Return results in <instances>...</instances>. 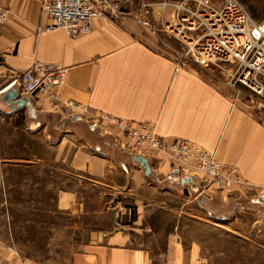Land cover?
<instances>
[{
	"label": "crops",
	"instance_id": "0c3cea01",
	"mask_svg": "<svg viewBox=\"0 0 264 264\" xmlns=\"http://www.w3.org/2000/svg\"><path fill=\"white\" fill-rule=\"evenodd\" d=\"M182 1L121 0L120 19L97 18L90 34L71 37L65 28L38 33L51 22L43 0H0L10 12L0 25V89L35 60L68 68L55 102L19 93L27 104L2 110L0 264H189L201 241L188 240L187 228L243 212L264 224V199L244 187L205 191L201 175L187 176L165 154L147 157V171L118 148L116 126L91 125L107 115L147 124L264 183V107L180 62L160 34ZM145 4L154 27L137 20ZM67 100L82 105L77 115L63 112ZM37 245L51 246L49 256L29 253Z\"/></svg>",
	"mask_w": 264,
	"mask_h": 264
},
{
	"label": "built area",
	"instance_id": "2783aa9c",
	"mask_svg": "<svg viewBox=\"0 0 264 264\" xmlns=\"http://www.w3.org/2000/svg\"><path fill=\"white\" fill-rule=\"evenodd\" d=\"M174 6V19L162 30L182 44L179 61L205 67L234 63L236 70L230 85L247 88L264 107V19L254 20L239 0H183ZM149 10L145 5L137 20L146 27H154L147 18ZM42 13L51 22L39 27V34L65 28L71 37H76L90 34L97 18L120 19L121 0H43ZM9 14L0 2V25L8 21ZM67 74L66 67L35 60L12 83L0 89V95L16 86L22 95L55 102ZM81 107L80 103L67 100L62 109L67 116H72L77 115ZM5 119L6 114L0 109V130ZM109 124L120 131L117 142L123 149L146 157H151L154 152L165 153L182 168L199 173L206 180L207 188L225 189L231 182L242 181L236 165H223L214 154L193 140L176 138L168 141L147 124H135L111 115L92 118L93 128L100 131H105V125ZM262 188L264 190V183ZM190 264L209 263L205 257H199Z\"/></svg>",
	"mask_w": 264,
	"mask_h": 264
},
{
	"label": "rangeland",
	"instance_id": "374dc122",
	"mask_svg": "<svg viewBox=\"0 0 264 264\" xmlns=\"http://www.w3.org/2000/svg\"><path fill=\"white\" fill-rule=\"evenodd\" d=\"M239 1L247 8L249 14L254 20L260 21L264 19V0H239ZM144 6L142 10L137 14V17L139 16V14L141 15L143 13ZM190 6L194 7L192 3L190 4ZM149 11L150 12L147 15L148 19L151 14V10ZM160 34L170 44V46L177 48L178 50L177 58L179 59L180 54L183 51V47L180 44V42L177 39L170 37L169 34H167L166 32H160ZM199 68L202 69L204 73H206L207 77L212 78L213 81L219 87L223 88L227 92L236 95L237 91L239 92L242 91L241 94L252 96V94L247 88L241 85H237V87H232L230 85V80L232 78L233 72L236 70L234 63L222 62L218 64H210L208 67L199 66ZM91 125H92V121H91ZM99 132L102 133V131ZM117 146L119 149L128 151L127 149H123L118 144V142H117ZM202 148L205 149L204 147ZM158 154L164 155L165 153L154 152L152 156L155 155L157 156ZM164 156H166V159L170 160L177 169L187 174V176L193 174L192 170H189L188 168L187 169L185 168L186 169L185 170L179 164L175 163L171 158H169L167 154H165ZM220 162L223 165H225L221 160ZM238 170L242 181L231 182V184L228 185V187L230 186H236L237 188L244 187L246 194H248V196L250 197L252 196V198L255 200L264 197V190L262 188L263 183L262 184L251 183L250 180L243 175L239 167ZM204 185L205 186L203 187V190L208 191L206 189H210V188H207L206 186L207 182H205ZM211 189L224 190V189H217L216 187H211ZM196 214L197 215L199 214L198 211H196ZM255 218H256L255 212H253L252 214H246L243 212L240 213V218L233 223L227 221L222 222V220L218 219L212 221V225H211L212 227L206 226L204 222H202L201 226L198 225L196 226L197 227L196 230L191 229V231H189V229L187 228L186 232L188 234L187 235L188 240L192 241L194 238L197 237L196 239L201 241V245H200L201 253L197 256V259L199 257H205L208 260L209 264H264V224H260L258 226L255 225L254 224ZM194 232L196 233L195 236H194ZM42 238H48V235L42 236L41 239ZM27 248L29 249V253L36 252L42 256H49V251L51 246L37 245V246H27ZM65 249H66L65 247H57L55 250L64 251ZM197 259L194 260L196 261ZM58 264H62V263L59 262Z\"/></svg>",
	"mask_w": 264,
	"mask_h": 264
},
{
	"label": "water",
	"instance_id": "95a60500",
	"mask_svg": "<svg viewBox=\"0 0 264 264\" xmlns=\"http://www.w3.org/2000/svg\"><path fill=\"white\" fill-rule=\"evenodd\" d=\"M27 104L26 98L19 97V91L16 88H12L7 90L1 97H0V109L4 111H10L15 109L16 107H22ZM135 158L140 161L144 168L148 171L149 163L148 158L143 155L135 154ZM264 199V197H262Z\"/></svg>",
	"mask_w": 264,
	"mask_h": 264
},
{
	"label": "bare ground",
	"instance_id": "6f19581e",
	"mask_svg": "<svg viewBox=\"0 0 264 264\" xmlns=\"http://www.w3.org/2000/svg\"><path fill=\"white\" fill-rule=\"evenodd\" d=\"M175 4H177V3H175ZM173 6H174V4H173ZM175 7V6H174ZM181 44V43H180ZM182 45V44H181ZM234 73V72H233ZM68 75V74H67ZM67 80V79H66ZM65 84V83H64ZM62 88V87H61ZM187 169V168H186ZM185 169V170H186ZM194 174H199V173H196V172H194V171H192ZM200 175V174H199Z\"/></svg>",
	"mask_w": 264,
	"mask_h": 264
},
{
	"label": "trees",
	"instance_id": "16d2710c",
	"mask_svg": "<svg viewBox=\"0 0 264 264\" xmlns=\"http://www.w3.org/2000/svg\"><path fill=\"white\" fill-rule=\"evenodd\" d=\"M197 65V64H196Z\"/></svg>",
	"mask_w": 264,
	"mask_h": 264
}]
</instances>
